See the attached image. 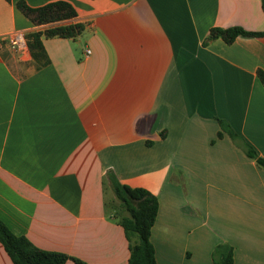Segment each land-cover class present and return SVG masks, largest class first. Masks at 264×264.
Returning a JSON list of instances; mask_svg holds the SVG:
<instances>
[{"label":"crops","instance_id":"crops-1","mask_svg":"<svg viewBox=\"0 0 264 264\" xmlns=\"http://www.w3.org/2000/svg\"><path fill=\"white\" fill-rule=\"evenodd\" d=\"M18 2L77 17L37 27ZM68 25L83 31L34 55L33 34ZM233 27L263 33L261 0H0V220L41 250L129 264L115 177L159 200L157 264H214L223 244L264 264V170L218 138L219 119L264 158V37L204 44Z\"/></svg>","mask_w":264,"mask_h":264},{"label":"trees","instance_id":"trees-1","mask_svg":"<svg viewBox=\"0 0 264 264\" xmlns=\"http://www.w3.org/2000/svg\"><path fill=\"white\" fill-rule=\"evenodd\" d=\"M261 2L264 11V0ZM17 8L37 27L61 23L77 17L74 7L67 2H56L38 9L29 7L25 2H18ZM82 31L83 27L80 25L59 26L45 33L33 34L29 46L34 55H38L44 51L43 37L74 39ZM239 37L263 38L264 32H248L241 27L214 28L204 44L207 46L212 41L223 40L231 45ZM258 78L264 86V71H258ZM218 123L221 128L218 138L222 139L227 134L248 158L254 160L258 167L264 170V158L260 157L252 146L244 143L226 122L218 119ZM110 185L115 195L111 212L113 218L123 227L129 242V264H157L151 237L160 209L158 198L147 190L123 185L115 177H110ZM0 243L14 264H66L70 260L76 264H85L65 254L37 248L27 238L14 235L1 220ZM212 257L214 264H234V249L227 244L219 245Z\"/></svg>","mask_w":264,"mask_h":264},{"label":"built area","instance_id":"built-area-1","mask_svg":"<svg viewBox=\"0 0 264 264\" xmlns=\"http://www.w3.org/2000/svg\"><path fill=\"white\" fill-rule=\"evenodd\" d=\"M7 42L12 49L16 51L23 50L27 45V35L23 32L9 34L7 36ZM88 53L90 54L91 51H88Z\"/></svg>","mask_w":264,"mask_h":264},{"label":"rangeland","instance_id":"rangeland-1","mask_svg":"<svg viewBox=\"0 0 264 264\" xmlns=\"http://www.w3.org/2000/svg\"><path fill=\"white\" fill-rule=\"evenodd\" d=\"M108 197H106V202H107V208L108 210L112 211V206H113V192L111 189L108 188L107 190Z\"/></svg>","mask_w":264,"mask_h":264}]
</instances>
